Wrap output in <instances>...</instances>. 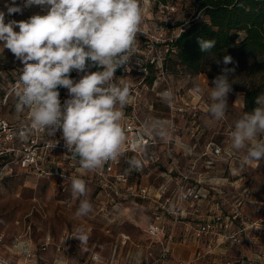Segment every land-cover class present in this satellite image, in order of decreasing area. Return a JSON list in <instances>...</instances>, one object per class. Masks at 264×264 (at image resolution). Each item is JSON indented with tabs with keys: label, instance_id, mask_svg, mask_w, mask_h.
Wrapping results in <instances>:
<instances>
[{
	"label": "rangeland",
	"instance_id": "rangeland-1",
	"mask_svg": "<svg viewBox=\"0 0 264 264\" xmlns=\"http://www.w3.org/2000/svg\"><path fill=\"white\" fill-rule=\"evenodd\" d=\"M20 2L17 0L18 4ZM141 3L145 9L142 25L145 35L138 34L136 51L130 58L133 70L124 77L131 86H137L141 81L148 84L149 90L139 88V91L146 96L147 103L154 106V117L165 126L166 133L161 140L171 138L184 144L173 148L175 162L180 171L196 165L195 173L204 176L201 188L204 192H211V204L238 205L237 200L244 199L242 207H250L253 192L264 189V160L245 164L246 150H232L230 134L235 121L246 112V91L259 85L261 79L247 76L242 68L235 69L234 79L238 82L233 84V92L228 96L226 116L214 121L207 111L211 103L209 93L213 86L211 82L220 74L221 68L212 67L208 74L193 75L170 51L182 29H187L193 21L208 20L194 0H141ZM3 5L4 0H0V8ZM43 11L39 6H32L22 14L8 18L27 20ZM22 70L23 64L0 45V116L14 124L29 115L27 109L20 113L16 111V85ZM155 82L157 85L153 91ZM197 85L204 89L203 94L193 92ZM166 90L173 93L171 104L157 95ZM142 109L146 112L144 106ZM182 109L184 113H180ZM193 110L195 116L191 115ZM171 126H178L179 132L171 134ZM167 153V148L161 149L164 169L171 163ZM73 179L85 181L87 192L84 196L73 197ZM88 180L71 172L65 179L33 177L19 169L13 175L0 174V234L4 235L0 259L10 264H52L60 257L64 264H94L93 256L98 254L103 257L102 264H107L122 234L134 239L145 237L142 232L147 218L145 204H139L133 222L123 221L110 227L95 207V187ZM220 191L225 194L219 195ZM81 199L91 203L92 211L87 216L78 217L76 211ZM81 235L87 236V240L81 241ZM66 236L69 237L67 247L70 252L57 255L55 247L64 244ZM46 237L51 238L52 246L44 253L41 249ZM16 238L30 242L31 257L15 248Z\"/></svg>",
	"mask_w": 264,
	"mask_h": 264
},
{
	"label": "clouds",
	"instance_id": "clouds-1",
	"mask_svg": "<svg viewBox=\"0 0 264 264\" xmlns=\"http://www.w3.org/2000/svg\"><path fill=\"white\" fill-rule=\"evenodd\" d=\"M32 6L41 7L43 13L21 21L8 18ZM144 13L141 0H21L19 4L17 0H4L0 8V45L23 64L16 85V111H29L30 130H44L53 137L59 131L83 171L101 169L123 155L127 142L122 125L124 109L133 96L131 85L115 73L135 53L138 34L145 35ZM238 35L242 40L243 34ZM198 42L203 52L216 44L214 39ZM89 61L97 71H87ZM231 63L232 57L225 55L224 67L211 82L207 111L214 121L225 118L228 96L238 82L235 68L227 67ZM73 70L84 74L74 80L70 76ZM61 87L68 93L63 103ZM193 92L201 95L204 89L197 85ZM160 96L171 104L170 90ZM256 104L235 121L230 134L231 149L246 150L245 164L264 160V95L257 97ZM145 130L160 136L166 133L160 121L146 123ZM26 135L25 131L19 133L21 139ZM131 163L137 169L141 167L139 160ZM71 183L74 198L86 194L84 180L73 179ZM91 211V203L81 199L76 216H87ZM79 239L86 241L87 236Z\"/></svg>",
	"mask_w": 264,
	"mask_h": 264
},
{
	"label": "built area",
	"instance_id": "built-area-1",
	"mask_svg": "<svg viewBox=\"0 0 264 264\" xmlns=\"http://www.w3.org/2000/svg\"><path fill=\"white\" fill-rule=\"evenodd\" d=\"M184 31L181 30L179 37ZM131 65L129 60L117 69L115 76L126 80L124 75L133 70ZM97 70L95 66L87 69ZM70 74L78 80L84 73L73 70ZM156 85L157 82L153 91ZM139 88L149 90L145 81L131 86L133 101L124 109L122 121L127 142L118 159L106 162L96 171H83L78 159H73L65 147L59 131L53 137L44 130H30V114L15 124L0 116V164H3L0 174L13 175L19 169L33 177L65 179L71 172L89 178L95 187V207L110 227L123 221L133 222L139 204H145L147 218L142 228L145 237L134 239L122 234L107 264H264V189L253 192L255 195L247 208L242 207L244 199H238V205H212L211 192L201 188L204 176L195 173L196 165L180 171L175 162L173 148L184 144L171 138L162 141V136L145 130L146 123L160 120L154 117V106L147 103ZM67 98L68 93L63 89L61 103ZM195 113L193 110L191 115ZM21 131L26 132L25 139L20 138ZM170 132L177 134L179 127L171 126ZM164 147L171 161L165 169L161 156ZM134 160L141 161L139 169L132 165ZM21 239H15V248L31 257L30 242ZM3 241L4 235L0 234V244ZM68 241L66 236L64 244L55 247L57 255L69 254ZM51 246V238L46 237L41 251L47 253ZM182 247L186 251L193 248L189 258L178 255ZM102 258L95 254L93 263L102 264ZM0 264L10 263L0 259ZM52 264L64 263L59 257Z\"/></svg>",
	"mask_w": 264,
	"mask_h": 264
},
{
	"label": "trees",
	"instance_id": "trees-1",
	"mask_svg": "<svg viewBox=\"0 0 264 264\" xmlns=\"http://www.w3.org/2000/svg\"><path fill=\"white\" fill-rule=\"evenodd\" d=\"M194 1L208 22L193 21L172 44L171 53L193 75L224 67L223 57L230 55L232 63L227 67L242 68L247 76L261 79L259 85L245 93V111H252L257 107V97L264 95V0ZM238 33L243 34L242 40ZM200 39H214L216 44L203 52ZM62 90L59 88V92Z\"/></svg>",
	"mask_w": 264,
	"mask_h": 264
},
{
	"label": "crops",
	"instance_id": "crops-1",
	"mask_svg": "<svg viewBox=\"0 0 264 264\" xmlns=\"http://www.w3.org/2000/svg\"><path fill=\"white\" fill-rule=\"evenodd\" d=\"M239 192H241V191H239ZM192 252H193V248L189 247V248H187V251H186V248L182 247L181 250H178V253H179L178 255L180 257L189 258L192 255Z\"/></svg>",
	"mask_w": 264,
	"mask_h": 264
},
{
	"label": "flooded vegetation",
	"instance_id": "flooded-vegetation-1",
	"mask_svg": "<svg viewBox=\"0 0 264 264\" xmlns=\"http://www.w3.org/2000/svg\"><path fill=\"white\" fill-rule=\"evenodd\" d=\"M246 192H247V191H246ZM240 202L243 203L242 200H241Z\"/></svg>",
	"mask_w": 264,
	"mask_h": 264
}]
</instances>
